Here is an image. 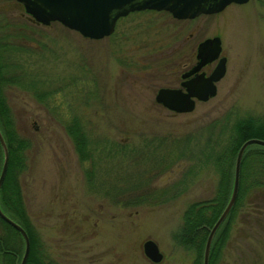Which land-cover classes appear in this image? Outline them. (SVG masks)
<instances>
[{
  "label": "rangeland",
  "instance_id": "1",
  "mask_svg": "<svg viewBox=\"0 0 264 264\" xmlns=\"http://www.w3.org/2000/svg\"><path fill=\"white\" fill-rule=\"evenodd\" d=\"M22 9L0 0V93L29 142L18 179L39 260L192 264L176 240L183 210L214 193V158L237 139V123L264 129V0L187 20L129 12L95 40ZM213 36L226 57L215 94L191 112L156 102L159 87L179 88L198 42ZM69 116L86 136L85 161L65 132ZM263 201L237 208L217 264H264ZM146 239L163 254L158 263L143 254Z\"/></svg>",
  "mask_w": 264,
  "mask_h": 264
},
{
  "label": "trees",
  "instance_id": "2",
  "mask_svg": "<svg viewBox=\"0 0 264 264\" xmlns=\"http://www.w3.org/2000/svg\"><path fill=\"white\" fill-rule=\"evenodd\" d=\"M0 59H3L0 56ZM9 59V58H8ZM7 60V59H6ZM9 63L12 64L9 60ZM7 65V63H6ZM4 63L0 66L3 69ZM4 77L0 74V81ZM2 80L1 83H4ZM11 83L16 81L8 80ZM50 96V94H49ZM50 97L47 98V100ZM5 98L0 93V129L5 139L6 148H8V162L4 173L3 181L0 184V208L12 220L18 222V225L27 231L29 243V253L26 257L25 264H58L57 261L49 260L41 263L42 257L38 255L37 248L38 239H36L32 230L29 228V220L27 219L26 210L23 207V199H21L22 190L19 189L18 175L24 168L25 151L28 149V139L21 134L15 132L11 120L10 108L5 102ZM237 139H231L226 149L222 153L215 156L214 167L217 170L214 193L205 199H197L196 202L189 203L183 210L181 215V226L176 237L177 243L182 245L183 249L194 253L192 264H202L203 246L205 239L209 233V228L216 222L217 216L222 212L225 204H227L229 194L232 189L233 182V163L235 162V153L238 146L248 138H261L264 140V129L255 125L249 119H245L237 123ZM65 132L71 137L75 152L79 157V161H85L88 158L86 151V136L80 130L75 116H69L64 120ZM0 149V164L2 162ZM240 172L238 173V192L236 193V201L230 208L229 213L224 221L219 224L215 235L212 236L208 256L209 264H217L219 256L222 254L223 246L227 243L230 233V225L233 222L232 216L237 212V208L246 201L247 197L255 198L260 194L264 197V146L260 144L249 145L242 154L240 161ZM264 208V201H263ZM264 214V212H263ZM23 240L18 230L8 225V222L0 218V264H17L16 257H20L23 250ZM17 258V259H18ZM45 259V258H43Z\"/></svg>",
  "mask_w": 264,
  "mask_h": 264
},
{
  "label": "water",
  "instance_id": "3",
  "mask_svg": "<svg viewBox=\"0 0 264 264\" xmlns=\"http://www.w3.org/2000/svg\"><path fill=\"white\" fill-rule=\"evenodd\" d=\"M23 4V8L31 16L33 20L40 24H49L53 21H58L63 27H67L72 31H77L83 38H91L95 40L103 38L114 32V25L118 17H123L127 12L135 10H162L168 11L173 18L187 19L195 18L198 14L217 13L224 9L228 3L233 2L245 3L247 0H17ZM195 57L197 63L189 69L188 72H183L181 77H187L192 72H197L190 79L181 82L182 88H165L159 87L155 93V100L161 103L166 109L173 110L177 113L191 112L194 102L208 100L215 94V81L221 79L225 66V56H218L221 45L220 37H208L201 40L197 44ZM217 60L213 69L208 75L204 74L202 66L212 60ZM5 139L0 129V149L2 162L0 164V184L3 181L4 173L7 171L8 148H6ZM260 144L264 146V140L261 138L245 139L238 147L235 153V162L233 163V182L231 193L229 194L227 204H225L222 212L217 216L216 222L209 228V233L205 239L203 246L202 264H209L208 256L209 248L212 243V236L224 221V218L229 213L231 206L236 201V193L238 192V173L240 172V161L242 154L250 145ZM0 218L8 222V225L18 230L21 239L23 240V252L20 256L18 264H25L26 257L29 253V243L27 231L18 225V222L11 220L5 212L0 208ZM143 254L148 257L153 263H158L163 257V254L158 250V245L151 239H146L143 242Z\"/></svg>",
  "mask_w": 264,
  "mask_h": 264
},
{
  "label": "flooded vegetation",
  "instance_id": "4",
  "mask_svg": "<svg viewBox=\"0 0 264 264\" xmlns=\"http://www.w3.org/2000/svg\"><path fill=\"white\" fill-rule=\"evenodd\" d=\"M16 2H17V1H16ZM17 4H19V3H17ZM20 5H21V4H20ZM21 6L23 7V5H21ZM22 10H23V9H22ZM23 11H24V10H23ZM24 13H27V12L24 11ZM128 13H129V12H128ZM131 13H132V12H131ZM190 19H191V18H190ZM193 56L195 57V52H194V55H193ZM197 61H198V60H197V58L195 57V61H193V62L190 64L189 68H188L187 70H184V71H185V72H186V71H189V69L192 68V66H193L194 64H196ZM214 63H215V62H214ZM208 64H210V62H209ZM208 64H206L205 66H204V65L202 66V70L205 72L206 75H207V74L210 72V70H212V68L214 67V66L212 65L213 67H212L209 71L206 72L205 69H207L206 66H207ZM182 72H183V71H181V73H182ZM181 73H180V74H181ZM196 73H197V72H196ZM196 73L193 72V73L189 74V76H187L186 78H185V77H184V78H181V79H180V82H182L184 79H186V80H187V79H190V77L193 76V75L196 74ZM180 82H178V85H179L178 87H180Z\"/></svg>",
  "mask_w": 264,
  "mask_h": 264
},
{
  "label": "bare ground",
  "instance_id": "5",
  "mask_svg": "<svg viewBox=\"0 0 264 264\" xmlns=\"http://www.w3.org/2000/svg\"><path fill=\"white\" fill-rule=\"evenodd\" d=\"M228 5H229V3H228ZM228 5H227V6H228ZM227 6H226V7H227ZM226 7H225V8H226ZM221 10H222V9H221Z\"/></svg>",
  "mask_w": 264,
  "mask_h": 264
}]
</instances>
